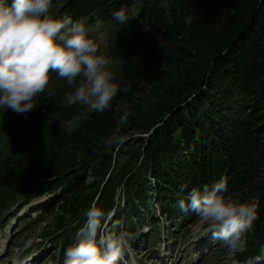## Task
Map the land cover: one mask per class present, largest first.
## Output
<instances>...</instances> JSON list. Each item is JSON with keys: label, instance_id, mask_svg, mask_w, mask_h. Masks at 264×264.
Wrapping results in <instances>:
<instances>
[{"label": "trees", "instance_id": "16d2710c", "mask_svg": "<svg viewBox=\"0 0 264 264\" xmlns=\"http://www.w3.org/2000/svg\"><path fill=\"white\" fill-rule=\"evenodd\" d=\"M52 7L56 18L114 25L109 52L121 90L108 110L84 114L85 105L66 106L71 87L54 73L59 91L40 107L0 108V165H19L0 186V214L52 196L41 211L53 216L43 240L63 260L92 205L114 211L107 230L145 245L146 226L154 234L165 221L174 234L199 221L179 200L223 177L227 195L258 205L244 251L264 257V0H53ZM121 7L134 17L123 25L111 15Z\"/></svg>", "mask_w": 264, "mask_h": 264}, {"label": "clouds", "instance_id": "9594fccd", "mask_svg": "<svg viewBox=\"0 0 264 264\" xmlns=\"http://www.w3.org/2000/svg\"><path fill=\"white\" fill-rule=\"evenodd\" d=\"M52 4L53 0H0V108L18 114L34 109V99L51 92V71L74 86L64 97L66 106L108 110L121 88L114 82L107 59L98 54L85 24L70 16L53 17L49 14ZM111 15L121 25L134 19L124 7ZM130 115L123 112L121 123ZM227 191V181L221 177L211 185L191 188L186 199L179 200V207L208 224L214 240L232 252L243 251L257 219L258 205L240 203ZM112 215L114 212L106 214L92 205L85 213V223L75 233L74 243L63 251V264H120L130 245L128 233L107 230Z\"/></svg>", "mask_w": 264, "mask_h": 264}, {"label": "rangeland", "instance_id": "374dc122", "mask_svg": "<svg viewBox=\"0 0 264 264\" xmlns=\"http://www.w3.org/2000/svg\"><path fill=\"white\" fill-rule=\"evenodd\" d=\"M160 3L163 1L157 0ZM51 8H53L51 6ZM50 8V10H52ZM143 15V9H138L137 16L140 18ZM85 24L87 28V33L89 38H91L98 47V54L103 55L108 61V67L112 71L115 62L109 52V42L114 34L115 27L112 23L98 22L93 25H89L86 21H81ZM99 25V27H97ZM51 74V71L49 72ZM55 80L49 79L48 88L51 92L46 91L45 93L39 94L35 99L34 103L37 107L41 101L49 97H52L54 93L59 91V88L55 85ZM71 91L74 90V86H70ZM91 112V109L85 105L83 110L84 114ZM81 117L67 123L66 128L71 131L77 127L82 118ZM19 165H12L6 167L5 165H0V186L6 184L7 179L15 178ZM2 188V187H0ZM31 199L29 205L25 208V213L19 212L16 216L18 219V224H10L9 229L0 231V264H16V258L19 256L20 260L30 261V264H58L60 261V249L53 250V243L50 244L49 241L43 240L44 236H47L46 231L48 230L49 224L52 223L53 216L46 212H41V209L49 207L52 202L51 198L44 202L41 208L37 202L34 206L33 200ZM41 202V200H39ZM45 203V204H44ZM15 204L13 207H15ZM54 213L57 212L59 208L57 204H54ZM11 207V208H13ZM30 211V212H29ZM35 211V212H34ZM10 213V212H9ZM9 213H4L6 216ZM53 213V214H54ZM2 214L5 218V215ZM12 213L11 216H13ZM5 223H0V226H4ZM167 226V222L163 223ZM14 226V227H13ZM13 227V231L8 234V232ZM177 229V228H176ZM51 232V231H49ZM183 232L179 230L172 234L173 240H166V234L162 235V231L158 229V233L153 236L150 233L149 228L146 226L142 230V235L147 236L146 245L140 247L137 251L135 257L134 254H129V263L127 264H137L138 261H143V264H238L236 261L238 257H241L245 252L230 251L225 245L224 248H220L222 251H214L219 247V243H216L211 239V234L208 233V224L200 222L196 225L189 226L186 230V235L181 238ZM150 239V240H149ZM195 240H198L195 242ZM218 244V245H217ZM2 246H5V251L2 250ZM164 248V249H163ZM219 249V250H220ZM53 250V251H52ZM55 251V252H54ZM54 253V254H53ZM237 254L238 257H235ZM241 254V255H240ZM160 259L159 262H156ZM17 264H21L18 262Z\"/></svg>", "mask_w": 264, "mask_h": 264}, {"label": "bare ground", "instance_id": "6f19581e", "mask_svg": "<svg viewBox=\"0 0 264 264\" xmlns=\"http://www.w3.org/2000/svg\"><path fill=\"white\" fill-rule=\"evenodd\" d=\"M52 199V198H51Z\"/></svg>", "mask_w": 264, "mask_h": 264}]
</instances>
